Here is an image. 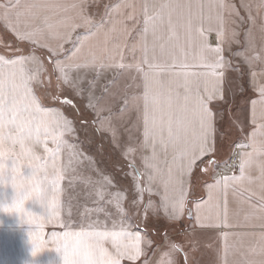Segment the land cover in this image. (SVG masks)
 <instances>
[{
    "label": "snow or ice",
    "instance_id": "obj_1",
    "mask_svg": "<svg viewBox=\"0 0 264 264\" xmlns=\"http://www.w3.org/2000/svg\"><path fill=\"white\" fill-rule=\"evenodd\" d=\"M242 7L255 23L252 5L245 3ZM256 7L264 9V0ZM69 9L75 14H69ZM85 9L84 0L70 5L50 0L0 3V20L15 37L12 43L0 38V185L11 186L15 192L12 207L24 223L32 226L29 236L33 255L47 249L43 239L37 240L47 223L65 229L50 234L63 264H136L144 254L142 243H152L146 232L142 236L140 230H132L134 225L123 207L129 193L109 191L113 180L107 176L96 195L99 201L109 197L107 203L113 204L119 214L111 227L97 220L76 229L71 219L62 215L61 185L69 169L61 163V156L66 148L75 149L65 139L75 128L63 109L79 112L77 101L94 113L99 130L111 133L114 146L120 143L117 124L136 113L132 127L139 131L142 126L138 150L144 171L136 167L135 160L129 164L133 176L129 204L138 209L147 192L150 198L144 204L145 219L148 210L153 215L162 211L169 222L182 219L186 211L193 218L187 205L195 192L193 175L197 168V183L209 175L211 181L204 184L207 198L192 201L196 221H201L202 211L207 210L220 222L216 226L232 227L228 223L229 193L264 212V86L258 88L259 99L251 101V123L256 127L230 146L231 156L239 159V175L218 171L222 165L216 159L220 142L229 134L217 127L223 109L214 112L209 104L222 98V70L229 63L223 45L239 43V33L232 25L236 18H243L235 5L227 0H145L140 5L125 0L106 6L100 21ZM137 14L143 17L142 27L137 39L129 44L131 30L126 21L139 23ZM78 28L87 31L77 36L72 49L64 54V45L72 41V33ZM213 32L218 41L215 46L209 39ZM245 38L254 47L251 29ZM126 49L131 62L126 61ZM38 50L44 51L38 54ZM255 58L264 59L260 55ZM82 69L94 71L95 76L89 80L87 74L81 75ZM101 70H113L118 78L131 76L134 70L137 75L131 79L139 78L135 87L141 91L130 94L127 88L118 86V79L101 85ZM257 104L261 106L259 114ZM228 120L235 123L231 116ZM238 130L243 132V126ZM249 148L251 151H246ZM136 151L128 147L124 155ZM235 166L231 158L223 162L225 168ZM253 168L258 175H253ZM145 176L147 184L142 186ZM251 185H257L259 192ZM153 195L159 196V206L151 199ZM24 201H38L44 214L24 208ZM222 234L227 264L229 232ZM163 239L165 244L157 246V264H180L178 254L188 264L183 246L169 242L167 232ZM241 264H264V232L259 243L248 248Z\"/></svg>",
    "mask_w": 264,
    "mask_h": 264
},
{
    "label": "crops",
    "instance_id": "obj_2",
    "mask_svg": "<svg viewBox=\"0 0 264 264\" xmlns=\"http://www.w3.org/2000/svg\"><path fill=\"white\" fill-rule=\"evenodd\" d=\"M6 2V0H0V3ZM21 4L32 2V0H20ZM50 2L61 3L65 5H70L72 3H77L79 0H50ZM86 4V12L95 21H100L105 14L106 6L115 5L117 3L125 2V0H84ZM127 3H135L140 5L145 2V0H126ZM153 2V0H149ZM231 4L235 5L236 9L239 11V16L243 18H236V23L232 25L239 33L237 39L239 43H225L223 45L224 52L223 55L228 61V65L222 71L224 72V83L222 85V98L217 97L213 99L209 107L216 112L218 109H223V118L217 117V127L221 131L229 134L220 142V153L216 157L217 161L222 165L218 171L224 172V174L239 175V168H225L223 167V162L227 161L231 157L230 146L240 141L241 138L250 133L255 125L251 123V113H252V100L259 99L258 88L264 86V59H256L257 55L264 57V9H258L256 6L260 3V0H227ZM251 4V16L254 18L255 23L249 19V11L242 7V4ZM131 12V9L127 10ZM69 14L74 15L75 13L69 9ZM139 23L134 25L132 20L126 21L129 29L131 30V35L128 37V43L131 44L137 39V32L142 27L143 17L137 14L136 17ZM0 25L5 29L4 23L0 20ZM251 29L253 36L254 47L250 46L245 38L246 32ZM8 31V30H7ZM87 29L78 28L72 33V41L64 45L65 53L67 54L69 50L72 49L73 44L76 41V37L83 35ZM12 40L15 41V37L10 31H8ZM210 42L215 46L218 41L216 39V33L213 32L209 36ZM44 51V50H43ZM237 53H243V55H237ZM126 61L131 62V56L127 49L125 50ZM139 53L137 52V57ZM248 57L249 60H246ZM238 69V70H237ZM104 72V76L100 80V84L103 85L109 80L118 79L119 87L127 88L130 94L138 93L141 89L136 88L135 84L139 82L137 80L131 79V76H136L137 74L133 70L131 76H125L124 78H118L113 70H101ZM87 74L89 80L95 76V72L82 69L81 75ZM87 87V84L84 85ZM241 89L237 92H233V89ZM203 92V88L201 89ZM99 95V90L97 92ZM244 94H246L244 96ZM257 114L261 110V106L257 104L255 106ZM64 110V109H63ZM65 113V110H64ZM66 115V113H65ZM67 116V115H66ZM231 116L235 123H229L228 117ZM136 118V113L133 111L130 118L125 117L123 123H118L117 127L119 129V146H114L112 135L109 132V153H114V160L112 166L109 164V178L113 180V185L109 186L108 190L111 192L116 191H127L129 193L128 199L124 200L123 207L128 211V217H130L131 223L134 225L133 231L140 230L142 236L146 232L148 239H151V235L158 237L156 233L165 232L168 234V240L174 241L178 245H182L184 251L188 253V264H225L224 255V245L225 239L223 232H229L228 237V254H227V264H241L244 259V255L247 254V250L251 246H255L259 243L260 233L264 232V212H260L258 209H253L246 202H241L237 197H233L231 193L228 196V223L232 227L225 228L223 226H216L220 222L215 219L214 213H210L205 210L201 213V221H196L195 219V205L192 201L206 199L207 189L204 187L205 182L211 181V176L204 177L198 183L196 182V176L199 175V168L195 170L193 175V184L195 185L194 194L190 195L188 198V205L192 209L193 218H189L187 211L182 219L169 222L165 214L161 211L158 215H153L151 210L147 212V219H145V209L144 204L149 200V194L144 193L143 199L144 204L140 205L138 209L132 208L129 204L131 199V193L133 186H130L129 180L133 181V176L129 164L132 160H135L136 167L143 172V164L141 160V153L138 150V143L142 140V126L139 131L132 127V123ZM84 123L85 121H81ZM117 123V122H113ZM87 124V123H86ZM243 126V132L238 130L239 126ZM126 129H130L126 130ZM97 134V133H96ZM81 137L82 141H88L87 136H82L80 130H75L74 133L67 134L66 137ZM80 139V140H81ZM79 140V142H80ZM81 143V142H80ZM128 147L137 148V151L129 156L124 155L125 150ZM235 151L239 152V149ZM246 151H251V149H246ZM61 163L66 166L65 159H61ZM253 175H258V172L253 168ZM67 176H71L70 172L65 173V179L62 182V195L61 200L64 199L66 179ZM120 177V178H119ZM123 178L127 180L124 183ZM142 186H146L147 178L146 176L141 180ZM156 188L157 186H153ZM254 191L259 192L257 185H251ZM193 200L190 202V199ZM109 199V197H105ZM152 200L159 206L160 198L159 196L153 195ZM257 199L253 198V203H256ZM109 227H111L112 220H118L119 214L113 204H109ZM125 217V219H128ZM177 225H180L178 227ZM155 231V232H154ZM150 233V234H149ZM255 233V235H251ZM152 240V246L157 247L165 244L163 240L162 243L159 241ZM148 244L142 243L141 247L144 250V254L136 261V264H145L146 252ZM158 252V251H157ZM180 263L184 264V257L182 254H178ZM156 258V254L152 257L153 261ZM125 264H130V262L125 261Z\"/></svg>",
    "mask_w": 264,
    "mask_h": 264
},
{
    "label": "rangeland",
    "instance_id": "obj_3",
    "mask_svg": "<svg viewBox=\"0 0 264 264\" xmlns=\"http://www.w3.org/2000/svg\"><path fill=\"white\" fill-rule=\"evenodd\" d=\"M0 38L9 43L14 42L9 32L1 25ZM42 53L43 51H38V54ZM45 63L47 64L46 58ZM238 90L244 89L236 88L233 92ZM77 103L79 112L70 108H64V110L67 117L73 121L75 130H80L82 136L88 137V141H82L81 137L71 136L69 139L66 137L70 145H75V149L73 151L66 148L61 156L62 160L65 159L66 167L69 169L67 172L71 173V176H67L65 197L61 200L62 215L66 220L71 219L73 222L71 226L76 229L97 220L101 224L107 222L109 226V215H106V213L109 214L108 199L99 201L96 195L103 186L104 177H109V164L112 166L113 161L116 160L113 157L114 153H109V132L99 130L98 125L94 123L96 119L94 113L86 110L82 101H77ZM123 181L127 183L125 178ZM129 184L133 186L131 179ZM14 196L15 192L10 185H0V202L11 203ZM25 206L37 215H43L45 212L44 207L38 201H28ZM69 212H71V217L68 216ZM177 226L180 227V225ZM31 230L32 226L24 223L17 214L0 211V264H63L61 254L54 249L56 245L50 242V234L53 231L61 232L65 229L58 224H45L43 232L37 234V240L40 242L43 239L44 247L47 249L36 255H33V246L29 236ZM156 234L158 237L150 234L151 239L162 243L164 234L163 236L162 233ZM154 253L156 258L151 261ZM159 256L160 252H157V247L152 244L147 246L145 262L150 261L151 264H157Z\"/></svg>",
    "mask_w": 264,
    "mask_h": 264
},
{
    "label": "clouds",
    "instance_id": "obj_4",
    "mask_svg": "<svg viewBox=\"0 0 264 264\" xmlns=\"http://www.w3.org/2000/svg\"><path fill=\"white\" fill-rule=\"evenodd\" d=\"M27 202L28 201H24V208H26L25 205ZM12 205H13V200L11 203L0 202V211H3L4 213L7 214H17L21 218L19 211L16 208H13Z\"/></svg>",
    "mask_w": 264,
    "mask_h": 264
},
{
    "label": "built area",
    "instance_id": "obj_5",
    "mask_svg": "<svg viewBox=\"0 0 264 264\" xmlns=\"http://www.w3.org/2000/svg\"><path fill=\"white\" fill-rule=\"evenodd\" d=\"M230 158H231V160L235 163V165L238 166V163H239V159H238V157L231 156ZM235 167H236V166H235ZM235 167H228V168H235Z\"/></svg>",
    "mask_w": 264,
    "mask_h": 264
},
{
    "label": "trees",
    "instance_id": "obj_6",
    "mask_svg": "<svg viewBox=\"0 0 264 264\" xmlns=\"http://www.w3.org/2000/svg\"><path fill=\"white\" fill-rule=\"evenodd\" d=\"M38 51H43V50H38ZM47 60V59H46ZM193 200V198L190 199V202Z\"/></svg>",
    "mask_w": 264,
    "mask_h": 264
},
{
    "label": "water",
    "instance_id": "obj_7",
    "mask_svg": "<svg viewBox=\"0 0 264 264\" xmlns=\"http://www.w3.org/2000/svg\"><path fill=\"white\" fill-rule=\"evenodd\" d=\"M189 209H191L190 205H189ZM189 217V216H188Z\"/></svg>",
    "mask_w": 264,
    "mask_h": 264
}]
</instances>
